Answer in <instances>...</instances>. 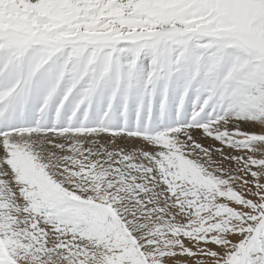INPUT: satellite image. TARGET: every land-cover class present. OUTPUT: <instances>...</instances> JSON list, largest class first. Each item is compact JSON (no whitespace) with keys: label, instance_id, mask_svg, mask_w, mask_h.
I'll use <instances>...</instances> for the list:
<instances>
[{"label":"snow or ice","instance_id":"1","mask_svg":"<svg viewBox=\"0 0 264 264\" xmlns=\"http://www.w3.org/2000/svg\"><path fill=\"white\" fill-rule=\"evenodd\" d=\"M0 264H264V0H0Z\"/></svg>","mask_w":264,"mask_h":264}]
</instances>
